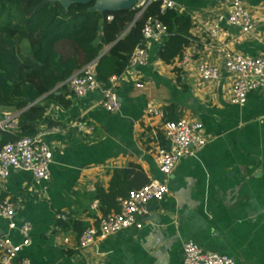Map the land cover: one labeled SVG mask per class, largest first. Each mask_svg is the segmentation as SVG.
<instances>
[{"label": "crops", "instance_id": "0c3cea01", "mask_svg": "<svg viewBox=\"0 0 264 264\" xmlns=\"http://www.w3.org/2000/svg\"><path fill=\"white\" fill-rule=\"evenodd\" d=\"M173 1L177 12L191 18L192 40L182 55L165 63L157 57L161 42H149L147 64L119 77L115 113L103 109L99 92L75 98L65 82L58 84L54 97L45 101L46 121L37 123L38 131L49 129L48 121L64 128L45 136L52 153L50 180L38 185L21 168L0 180V199L17 205L15 223L32 226L30 245L23 250L30 264H183L186 241L230 256L236 264H264V89L250 92L243 106L232 104L236 74L225 69L220 52L226 45L249 56L264 54V0H242L254 22L251 34L224 24L217 38L207 29L219 14H227L231 0ZM185 54L191 61L179 67ZM202 62L217 67L218 78L202 80L197 73ZM170 106L176 119L165 117ZM151 108L164 118L149 116ZM0 115V121L13 125L7 128H16L17 112L0 108ZM180 118L199 121L206 144L196 156L181 158L165 177L152 150L162 124ZM75 120L93 129H70ZM131 165L148 179L165 182L169 193L150 205L140 227L98 237L96 245L78 249L83 226L103 215L96 189L107 190L114 171ZM59 213L68 215L65 227L56 225ZM0 234L21 241L2 218Z\"/></svg>", "mask_w": 264, "mask_h": 264}, {"label": "trees", "instance_id": "16d2710c", "mask_svg": "<svg viewBox=\"0 0 264 264\" xmlns=\"http://www.w3.org/2000/svg\"><path fill=\"white\" fill-rule=\"evenodd\" d=\"M159 3L152 1L136 20L141 9L137 6L100 12L91 9L94 2L65 8L52 0H0V108L18 113L15 129H0V149L36 134L37 123L46 121L45 101L54 97V88L84 65L96 62L97 79L104 85L112 75L121 77L141 42L144 18L158 14ZM108 15L113 17L110 21ZM160 18L168 33L157 57L171 63L192 40L191 18L175 9L166 10ZM173 114L174 108L168 107L166 119H176ZM48 125L55 124L48 121ZM148 181L139 166L115 170L107 190L96 189L102 214L118 211V200ZM56 221L66 226L67 221Z\"/></svg>", "mask_w": 264, "mask_h": 264}, {"label": "built area", "instance_id": "2783aa9c", "mask_svg": "<svg viewBox=\"0 0 264 264\" xmlns=\"http://www.w3.org/2000/svg\"><path fill=\"white\" fill-rule=\"evenodd\" d=\"M155 0H145L139 7L140 17L145 8ZM158 14L148 15L144 18L141 27V42L133 50L128 69L146 65L148 62V44L151 41L163 42L168 33L166 24L160 15L168 9H177L173 0H159ZM113 17L108 15L107 21ZM238 28L241 34H251L254 22L249 12L245 9L242 0H231L227 14H219L207 29L211 38H217L222 33V25ZM224 67L227 71L236 74L231 86L230 102L243 106L247 95L258 89H264V54L249 56L237 51H229L226 45L220 47ZM191 61L187 54L178 61V66L183 67ZM198 76L202 80L218 78L219 69L208 63H199ZM119 77L112 75L108 78L107 85L102 84L96 75V62L84 65L78 72L70 76L65 85L75 98H83L91 92H99L102 96L100 105L108 113H115L120 107L116 94ZM151 117L164 118V113L157 108L148 110ZM7 121H0V129L12 127ZM70 129L89 132L92 126L82 120H75L68 126ZM159 141L156 142L152 154L161 174L168 177L181 158L194 157L206 144V139L201 133L202 125L197 120L180 118L175 121H166L161 126ZM64 132L60 126H51L45 131H38L35 135L9 142L0 149V180L9 176L10 170L21 168L33 174L36 184H45L50 180V165L52 153L45 141V136L52 133ZM44 187V185H43ZM45 189V187H44ZM95 188H91L94 191ZM169 193L165 182L149 179L148 183L139 189L129 191L125 198H120L119 209L107 215L99 216L97 222L86 227L78 237L77 248L83 249L96 245L98 237H109L120 231L140 227V218L149 214V207L158 203ZM16 204L9 199H0V218L7 221L9 230H16L21 241L15 243L7 234H0V264H30L29 257L23 254L24 248L30 245V232L32 226L29 222L15 223ZM96 207V201L93 202ZM67 213L56 214V220H67ZM67 242V239L64 240ZM183 264H236L234 258L214 252H209L193 242L182 243ZM83 264V263H77Z\"/></svg>", "mask_w": 264, "mask_h": 264}, {"label": "water", "instance_id": "95a60500", "mask_svg": "<svg viewBox=\"0 0 264 264\" xmlns=\"http://www.w3.org/2000/svg\"><path fill=\"white\" fill-rule=\"evenodd\" d=\"M52 1L59 2L65 8L68 7L70 4H74V3L90 4L94 2L91 9L100 12L129 10L137 6L139 2V0H52ZM138 18L139 17L137 16L136 20Z\"/></svg>", "mask_w": 264, "mask_h": 264}, {"label": "rangeland", "instance_id": "374dc122", "mask_svg": "<svg viewBox=\"0 0 264 264\" xmlns=\"http://www.w3.org/2000/svg\"><path fill=\"white\" fill-rule=\"evenodd\" d=\"M137 7H139V6H137ZM139 13V12H138ZM138 15V14H137Z\"/></svg>", "mask_w": 264, "mask_h": 264}]
</instances>
